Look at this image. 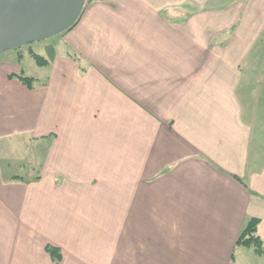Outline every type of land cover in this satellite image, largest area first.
Wrapping results in <instances>:
<instances>
[{"label": "crops", "instance_id": "crops-1", "mask_svg": "<svg viewBox=\"0 0 264 264\" xmlns=\"http://www.w3.org/2000/svg\"><path fill=\"white\" fill-rule=\"evenodd\" d=\"M55 39L31 88L0 56V264H264V0H87Z\"/></svg>", "mask_w": 264, "mask_h": 264}, {"label": "water", "instance_id": "water-1", "mask_svg": "<svg viewBox=\"0 0 264 264\" xmlns=\"http://www.w3.org/2000/svg\"><path fill=\"white\" fill-rule=\"evenodd\" d=\"M87 0H0V55L55 38L81 18Z\"/></svg>", "mask_w": 264, "mask_h": 264}, {"label": "rangeland", "instance_id": "rangeland-1", "mask_svg": "<svg viewBox=\"0 0 264 264\" xmlns=\"http://www.w3.org/2000/svg\"><path fill=\"white\" fill-rule=\"evenodd\" d=\"M87 2V1H86ZM194 13L192 11H185L182 12V24H186L185 21L188 18H193ZM193 16V17H192ZM190 25H185L187 32H182V38L185 37V34H188L189 39H199L200 38V32H197V35L195 33V26L189 27ZM57 38V37H55ZM55 38L44 40L36 43L29 44L28 46H25L19 50L22 52L21 62L18 63L17 58L20 56V51L17 50H8L5 53L1 54L0 56H10L11 59H13V63H9L12 67H14L16 70V74L24 75L25 77L34 78V79H45L48 74L50 73L51 66L48 65H40L38 64L33 56L31 55L30 51L39 53L40 55H43L46 59L49 60V62L52 61V54L48 51L51 47L53 40H56ZM16 57V58H15ZM36 82V81H35Z\"/></svg>", "mask_w": 264, "mask_h": 264}, {"label": "trees", "instance_id": "trees-1", "mask_svg": "<svg viewBox=\"0 0 264 264\" xmlns=\"http://www.w3.org/2000/svg\"><path fill=\"white\" fill-rule=\"evenodd\" d=\"M77 23L75 24V26L77 25ZM75 26H73L71 29H73ZM30 53L38 64L48 65V60H46L44 57L34 53L33 51H30ZM9 78L10 79L16 78L22 84L28 86L29 88H31L32 84L34 83L33 78L25 77L22 74L21 75L12 74L9 76ZM259 224H260L259 219L251 220L242 230L240 236L237 239L236 245L246 248H252L257 255L264 257V241L257 234ZM46 251L50 254V256L54 261L61 260V253L58 248L47 246Z\"/></svg>", "mask_w": 264, "mask_h": 264}]
</instances>
